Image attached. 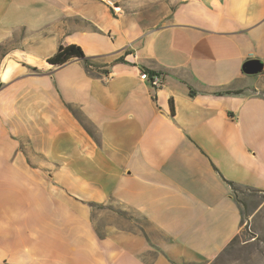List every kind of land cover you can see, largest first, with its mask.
Returning a JSON list of instances; mask_svg holds the SVG:
<instances>
[{
	"label": "crops",
	"instance_id": "crops-1",
	"mask_svg": "<svg viewBox=\"0 0 264 264\" xmlns=\"http://www.w3.org/2000/svg\"><path fill=\"white\" fill-rule=\"evenodd\" d=\"M106 1L0 0V264L211 263L264 193V0Z\"/></svg>",
	"mask_w": 264,
	"mask_h": 264
},
{
	"label": "rangeland",
	"instance_id": "rangeland-1",
	"mask_svg": "<svg viewBox=\"0 0 264 264\" xmlns=\"http://www.w3.org/2000/svg\"><path fill=\"white\" fill-rule=\"evenodd\" d=\"M235 196L243 211L241 230L216 260L204 264H264V193L240 189ZM113 211L107 209L100 214ZM116 214L121 220L130 219L118 209ZM111 222L110 215L104 216L98 223L100 230Z\"/></svg>",
	"mask_w": 264,
	"mask_h": 264
},
{
	"label": "trees",
	"instance_id": "trees-1",
	"mask_svg": "<svg viewBox=\"0 0 264 264\" xmlns=\"http://www.w3.org/2000/svg\"><path fill=\"white\" fill-rule=\"evenodd\" d=\"M73 59L83 60L86 63L87 67L89 65H91V59L86 58L85 53L82 50V48L77 46V45L60 46V48L58 49V52L48 60V63L53 65V66L59 67V66H63L65 64H67L68 62H70ZM144 71L149 73L150 75H153L151 72H148L147 70H144ZM250 191L259 193V192L254 191V190H250ZM235 199L239 205V201L237 200L236 196H235ZM239 207H240V205H239ZM240 210H241V208H240ZM241 214L243 217V211L242 210H241Z\"/></svg>",
	"mask_w": 264,
	"mask_h": 264
},
{
	"label": "built area",
	"instance_id": "built-area-1",
	"mask_svg": "<svg viewBox=\"0 0 264 264\" xmlns=\"http://www.w3.org/2000/svg\"><path fill=\"white\" fill-rule=\"evenodd\" d=\"M106 4L110 8H112L116 14H121L123 12L121 7L117 3H115L111 0H107ZM141 79L143 81L150 80L152 85H154L156 87H160L162 85V77L160 75H156V74L150 75L149 73L143 71V72H141Z\"/></svg>",
	"mask_w": 264,
	"mask_h": 264
},
{
	"label": "water",
	"instance_id": "water-1",
	"mask_svg": "<svg viewBox=\"0 0 264 264\" xmlns=\"http://www.w3.org/2000/svg\"><path fill=\"white\" fill-rule=\"evenodd\" d=\"M263 63L259 60H250L244 66V72L247 75H258L263 72Z\"/></svg>",
	"mask_w": 264,
	"mask_h": 264
}]
</instances>
